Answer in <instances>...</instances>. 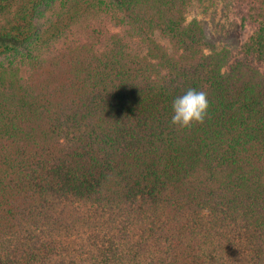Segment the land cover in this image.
Masks as SVG:
<instances>
[{
	"label": "trees",
	"instance_id": "obj_1",
	"mask_svg": "<svg viewBox=\"0 0 264 264\" xmlns=\"http://www.w3.org/2000/svg\"><path fill=\"white\" fill-rule=\"evenodd\" d=\"M193 1L0 0V264H264V0L233 59Z\"/></svg>",
	"mask_w": 264,
	"mask_h": 264
},
{
	"label": "rangeland",
	"instance_id": "obj_2",
	"mask_svg": "<svg viewBox=\"0 0 264 264\" xmlns=\"http://www.w3.org/2000/svg\"><path fill=\"white\" fill-rule=\"evenodd\" d=\"M186 22L199 21L207 43L219 51H229L230 58L237 56L245 39L250 35L249 25L241 27L240 18L231 0H196L187 9ZM110 31H117L112 24H106ZM75 35L82 33V25L74 28ZM163 44L164 41H162Z\"/></svg>",
	"mask_w": 264,
	"mask_h": 264
},
{
	"label": "clouds",
	"instance_id": "obj_3",
	"mask_svg": "<svg viewBox=\"0 0 264 264\" xmlns=\"http://www.w3.org/2000/svg\"><path fill=\"white\" fill-rule=\"evenodd\" d=\"M208 108L207 93L195 88H188L182 95L173 99L170 123L179 129L191 128L195 124H203Z\"/></svg>",
	"mask_w": 264,
	"mask_h": 264
}]
</instances>
